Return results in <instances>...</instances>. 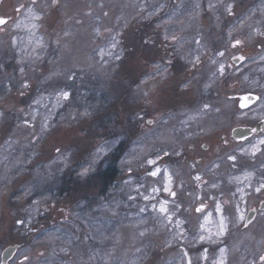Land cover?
<instances>
[{
    "label": "rangeland",
    "instance_id": "374dc122",
    "mask_svg": "<svg viewBox=\"0 0 264 264\" xmlns=\"http://www.w3.org/2000/svg\"><path fill=\"white\" fill-rule=\"evenodd\" d=\"M32 8L0 46V255L18 244L9 264H264V209L246 223L263 188L255 137L232 135L264 113V0ZM247 93L257 101L243 107Z\"/></svg>",
    "mask_w": 264,
    "mask_h": 264
},
{
    "label": "flooded vegetation",
    "instance_id": "af4514ba",
    "mask_svg": "<svg viewBox=\"0 0 264 264\" xmlns=\"http://www.w3.org/2000/svg\"><path fill=\"white\" fill-rule=\"evenodd\" d=\"M28 2H32L31 6H42L45 4H49L51 2H56L58 5L59 3H62L63 0H0V46L5 45V41H11L10 38L12 36H7V35H15V32L17 31V28L21 25V21L25 20V18H28V15L34 14L35 11H38V9H33L32 7H29ZM8 39H7V38ZM159 46L161 43H158ZM262 103H257V107H261ZM264 113L261 110V108H257V113L254 115L252 119H254V124L253 126H250L253 128V136L255 137V155H254V184H255V189L257 190L263 186L264 187V170L263 172L257 174V162L264 161V155L262 154V151L260 152V156H258L257 159V134L258 136L261 134H264ZM238 127V126H237ZM236 128V127H235ZM234 130V129H233ZM233 130H232V135H233ZM205 134V133H204ZM242 159L245 160L246 156L243 154ZM262 165V164H260ZM264 168V166H263ZM258 175V176H257ZM258 184V186H257ZM261 192L258 193L256 200L254 201L255 203L251 206L250 210L254 212V217H257V212H262L264 209V195L263 191L260 190ZM259 195H263L262 199H258ZM248 214H246L247 217ZM20 249V248H19ZM23 260L22 264H25L26 257L21 258Z\"/></svg>",
    "mask_w": 264,
    "mask_h": 264
},
{
    "label": "water",
    "instance_id": "95a60500",
    "mask_svg": "<svg viewBox=\"0 0 264 264\" xmlns=\"http://www.w3.org/2000/svg\"><path fill=\"white\" fill-rule=\"evenodd\" d=\"M236 63H239V59L238 58H234L233 59ZM242 100V106L243 107H247L248 105H251L252 103L256 102L257 101V96L256 94H253V93H247V94H244L243 96H241L240 98ZM264 124V122H263ZM252 128L251 127H236L234 130H233V136L238 140V139H245L249 136L252 135L253 131L251 130ZM248 216H247V222L246 223H249L252 219H253V216H254V212L253 211H250L248 212ZM19 246L18 245H10V246H7L3 253H2V262L1 264H8L9 261L12 259V257L14 256V254L17 252Z\"/></svg>",
    "mask_w": 264,
    "mask_h": 264
},
{
    "label": "bare ground",
    "instance_id": "6f19581e",
    "mask_svg": "<svg viewBox=\"0 0 264 264\" xmlns=\"http://www.w3.org/2000/svg\"><path fill=\"white\" fill-rule=\"evenodd\" d=\"M257 27H262V30L264 29V20H262V21H259L258 22V25H256ZM258 137H260L259 139V144H264V134H261V135H259ZM152 165V164H151ZM149 166L150 165H146V168H149ZM195 169L196 168H194V166H192L191 164H190V167H188V169H187V173L189 174V175H191L190 173H192L193 171H195ZM156 171V170H155ZM225 182H227V180H226V177H225ZM224 182V183H225ZM167 186V188L163 191V192H157L155 189H150V191H151V194L149 195V196H147L146 198H145V201H157L158 199H159V196L158 195H160V194H168V189H171L172 187H174V185H166ZM262 190H264V187L262 188ZM259 191L260 190H258V191H256L257 192V195H258V193H259ZM114 193L113 192H111V194L110 195H113ZM185 199H186V201L187 202H190V198L189 197H185ZM141 200H143V197L141 198ZM162 203H166V204H168V201L167 200H164V202H162ZM164 205V204H163ZM261 223H263L264 224V222H262L261 221ZM127 227L126 225H122V227ZM257 236L259 235H262L263 233H264V230L263 229H259L257 232ZM234 234V233H233ZM136 237V235L135 234H133V236H130V240H126V239H123V241L121 242V244L120 245H130V244H134V242H133V240H134V238ZM137 243V242H136ZM116 246V245H115ZM118 248V247H117ZM120 248V247H119ZM198 257L199 256H202V254H199V255H197ZM196 257V256H195ZM197 262H199V259L196 257V259H195V264H198Z\"/></svg>",
    "mask_w": 264,
    "mask_h": 264
},
{
    "label": "trees",
    "instance_id": "16d2710c",
    "mask_svg": "<svg viewBox=\"0 0 264 264\" xmlns=\"http://www.w3.org/2000/svg\"><path fill=\"white\" fill-rule=\"evenodd\" d=\"M113 174H114V172H111V170H107L106 172H105V179L106 180H108V181H111V175L113 176Z\"/></svg>",
    "mask_w": 264,
    "mask_h": 264
},
{
    "label": "snow or ice",
    "instance_id": "6c2138e0",
    "mask_svg": "<svg viewBox=\"0 0 264 264\" xmlns=\"http://www.w3.org/2000/svg\"><path fill=\"white\" fill-rule=\"evenodd\" d=\"M0 22H3V21H0ZM67 94L65 93V96H66ZM149 163H154V161H149ZM153 175H155V173H153ZM162 210H164V209H162Z\"/></svg>",
    "mask_w": 264,
    "mask_h": 264
}]
</instances>
